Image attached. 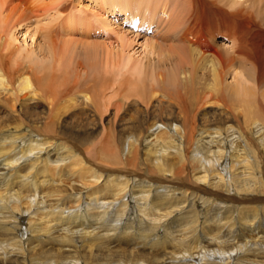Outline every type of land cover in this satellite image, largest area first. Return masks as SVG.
<instances>
[{"label":"bare ground","instance_id":"1","mask_svg":"<svg viewBox=\"0 0 264 264\" xmlns=\"http://www.w3.org/2000/svg\"><path fill=\"white\" fill-rule=\"evenodd\" d=\"M37 1L0 0V264H264V30L252 10L157 0L162 25L151 0H94L92 20L52 25L42 61L23 65L15 32ZM72 1L44 12L56 23ZM104 7L162 30L163 44H145L170 57L97 59L111 33L120 47L136 39ZM58 31L81 32L92 52L58 49Z\"/></svg>","mask_w":264,"mask_h":264},{"label":"rangeland","instance_id":"2","mask_svg":"<svg viewBox=\"0 0 264 264\" xmlns=\"http://www.w3.org/2000/svg\"><path fill=\"white\" fill-rule=\"evenodd\" d=\"M92 1H93V3H92ZM92 1H90V0H73L72 2H70L71 5L70 4L66 5L67 8H66V13L64 14V16L59 18L57 20V22L54 23L53 20L56 18V15L54 14V12L50 11V9L48 11H45L46 13L44 12V9H47L46 8L47 5L50 4V0H38L36 5L38 6V10L41 9V11H38L37 14H35L36 17L34 16L35 18H32V21H30L28 23L29 27L23 26V27L17 28V30L15 32V36H16L15 38L17 39V41L15 43H13V47L15 48L14 52L19 53V55H17V54L14 55V61L16 63H21L23 65H33L35 63H40L42 61L41 53L44 52L46 50V48L48 47V45L46 43V38H45L46 34H49L47 32L48 29L52 28L53 27L52 25L55 26L57 24V26H59L60 29L63 30V28H62L63 25L62 26L60 25L61 24L60 20H64V18L70 20L71 15L75 16L77 18H81V21H84V24H86L87 22H89V20H92V17L94 18V16H95L94 12L89 11V9L95 8L94 0H92ZM138 1L139 0H134V2H138ZM166 1H168V5H171L169 0H166ZM211 1L217 3V5L219 7L224 8L225 10H228V12L234 11V10H241V9L243 11H251L252 10L251 12L254 15L255 22L257 23V25L259 26L260 29L264 30V0H211ZM156 2H157V0H151V3L153 4L152 13L156 12L157 20L158 21L160 20L162 25H166L169 22L167 15H169L170 11L167 12L166 9L163 11V9L161 8L163 2H159V3H156ZM67 3H69V2L67 1ZM87 8H88V10H86ZM97 8L99 9V6ZM73 9H75V10H73ZM104 10H105V14H106L104 16V18L108 19V20H112V22L115 24L116 30H119L122 28L123 31H125L128 34L129 38H130V36L134 35L136 37V39L133 40L132 42H131V40L124 42L123 43L124 46L120 47V45H119L120 44V40H119L120 37L111 33L109 35V38L106 41H110V44H112V46H110V47L104 46L102 48L99 47L97 49H94V50L98 51V53H99V55H95V57L97 59H99L102 62H105V60L107 58L108 62L111 61V62H114L117 64L121 60L116 62L115 57L116 56L122 57V55L121 54L118 55V53L123 51V53H122L123 57H130L132 59V61L136 62V63L140 62V64L144 68L145 65H147V64L152 65V64L157 63V62L162 63L164 60H167V58L170 57V53L166 49L160 50V49H158L157 45H154L155 47L153 49H151V48L146 47V44H145L146 39L148 38L149 40L150 39L152 40V37L154 34H157L156 37H153V38H155L154 40H156L155 42L163 44L162 41L160 40L162 30H155L154 33L153 32L150 33L151 28H150L149 32L147 30H144V29H138V27L135 28V27H133V25H136L137 22H131V21L125 22L123 14H120L117 12L111 13V11L108 10L107 7H104ZM78 11H80V12L84 11V13H86V14H82ZM42 14H43V16L41 17L40 15H42ZM38 16H40V17L38 18ZM161 20H163V21H161ZM80 26L81 25H77L76 28L78 30H81ZM153 30H154V28H153ZM60 31H58V34H57V48L58 49H63V48L65 49V48H70V47L76 49L78 47L77 48L78 50L74 51V53H76L78 55H83L86 51H90V53L92 52L91 44H87V43H90V41L87 39L81 38V37H84V36H82L81 32L77 31V33H76L77 37L76 36H74V37L78 40L75 39L72 42L71 40H73V39L70 40L71 37L66 35V33H64V31H62L64 33L63 37H67V38H63L61 34L59 35ZM98 32L99 31H96V33H95V36L98 37L95 39L101 40L102 38H104V39L106 38L105 36L99 37L100 35H98ZM79 38H81V40H79ZM92 40H93V38H92ZM216 40H217L218 45L221 44L220 49L223 52H224V50H225V52L226 51H228L229 53L231 52V49L233 47L232 42L225 41L219 37H217ZM75 41L76 42L78 41V42L76 43ZM79 41L84 43V44L80 43ZM151 42H153V41H151ZM66 43H67V45H66ZM68 43L69 44L73 43L74 45L72 44V46H71V44L69 45ZM156 43L153 42V44H156ZM80 44H82L83 46ZM85 46H89V47H85ZM146 48H147V50H146ZM166 52L169 54L167 55ZM113 58H114V60H113ZM78 60H79V58H78ZM236 72H238V71L234 72V70H231L225 75L224 83L226 85L234 82V79L236 77V74H235ZM237 78H238L237 80H239L240 83L242 80H244L243 75L241 77H237Z\"/></svg>","mask_w":264,"mask_h":264}]
</instances>
